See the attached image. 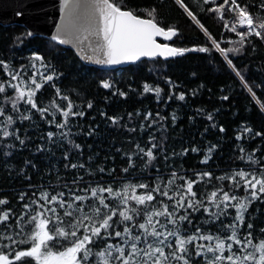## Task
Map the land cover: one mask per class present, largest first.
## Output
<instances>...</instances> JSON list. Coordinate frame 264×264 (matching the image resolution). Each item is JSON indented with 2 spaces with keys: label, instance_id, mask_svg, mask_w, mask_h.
<instances>
[{
  "label": "snow or ice",
  "instance_id": "obj_1",
  "mask_svg": "<svg viewBox=\"0 0 264 264\" xmlns=\"http://www.w3.org/2000/svg\"><path fill=\"white\" fill-rule=\"evenodd\" d=\"M175 2L196 20L184 0ZM202 3L208 13L216 14L223 21L224 31L235 33L237 39L232 40L229 35L230 46L222 47L220 39L208 34L210 45H194L193 49L218 52L243 82V87L255 96L253 87L245 80L229 54L234 57L236 53L245 50V45L254 49L257 39L264 41V15L254 16L249 11V6L238 0H202ZM126 5L127 0H59L60 19L55 21V32L51 39L59 40L60 43L72 41L83 53L82 60H92L95 57L96 63L105 65L137 61L139 57H176L190 51L189 48L173 46L170 42H157L156 37L175 36L178 28L160 26L155 18V9H145V18ZM24 6L15 10L14 15H23ZM35 11L44 12V9ZM261 11L264 12V3L261 4ZM229 13L231 18L225 19ZM196 22L199 24V20ZM205 32L207 33V29ZM32 35V31L21 33V37ZM92 37L96 38L94 42H91ZM84 40L90 41L88 52L79 43ZM37 63L39 68L44 69L43 72L38 70ZM0 66L9 77L0 82V94H4V103H0V116L3 117L0 137H14L19 141V146H23L25 139L8 130V126L13 125L14 118L29 120L38 114L41 120H45L51 115L53 119L46 122L55 124L56 129L67 128L69 131L59 132V136L70 144L74 143L69 138L71 128L68 118L84 116L85 112L79 110L80 106L56 86L54 81L63 73H58L37 51H32L27 63L18 68H12L6 59H0ZM29 68L31 75H26ZM165 79L170 88L174 87L169 78ZM48 84L55 89V98L49 100L47 106H40L43 101L37 99V94ZM100 84L106 89L110 88L107 80H101ZM255 87L261 88L262 85L257 84ZM143 88L145 91H155L159 98V87L153 89L148 83H144ZM8 90H13L11 95L7 94ZM117 94L126 95L123 91H118ZM192 94L195 95L196 92L193 90ZM228 98L227 95L219 97L224 101ZM177 99L184 100L185 93L179 92ZM8 104L11 105L12 112H18L19 116L9 114ZM91 107L93 103L89 100L87 108ZM196 111L202 114L204 110L198 108ZM56 113L63 117L59 123L55 120ZM100 115L105 116V113L100 112ZM131 116L132 113H129L130 118ZM149 116L148 112L144 113L145 120ZM106 119L116 124L119 117L111 116ZM207 119L213 127L216 126L211 112ZM141 127H144L143 122ZM220 131H224L223 126H220ZM86 134H94L91 126ZM46 135L49 141H53L58 133L48 131ZM242 135L249 139L253 135L264 137V131L254 132L242 122L241 131L236 133L237 140ZM149 140L154 141L155 137L150 136ZM74 146L77 149L81 147L79 144ZM216 147L217 145L212 144L205 149L206 154L201 163L209 160ZM155 148L157 145L153 143L145 153L143 148L137 146V150L147 155L149 160L153 158ZM191 150L199 151L195 146ZM239 151L241 155L237 158L248 162V170L234 169L219 176H214L211 170L196 171L195 179H192L191 170L183 176H178L173 171L166 181L158 175L150 183H123L119 186L113 183L107 187L100 183H89L81 188L83 177L78 175L70 183L63 185V190L60 191H37L29 184L17 197L23 204V211L19 216L7 207V198H0V205L5 206L0 211V228L4 229L0 231V264H264V238L259 239L258 243L253 242L257 236L254 234L251 217L246 215L252 203H264V158L258 161L253 155L255 148L247 152L244 147H240ZM64 158H69L68 152L64 153ZM30 163L25 161L26 165ZM129 163H132L131 154ZM31 166L36 167L35 164ZM67 166L74 169L84 167L82 164ZM99 170L104 171L103 168ZM21 171L25 169L21 168ZM122 171L127 172L128 169ZM201 183L207 187L194 190L193 186L196 185L199 189ZM137 189L142 191L138 193ZM241 189L244 195L238 194ZM29 191L32 193L31 197H27ZM26 197L28 202L25 203ZM231 209L235 210L234 215ZM201 211L208 214V219L202 218L194 222L192 214H199ZM220 217L227 218L230 222L223 223L219 220ZM211 221L217 223L214 231L210 227ZM243 223L248 225L246 231L241 227ZM259 236L264 237V229L259 231ZM49 242H52L53 247L48 246Z\"/></svg>",
  "mask_w": 264,
  "mask_h": 264
},
{
  "label": "trees",
  "instance_id": "obj_2",
  "mask_svg": "<svg viewBox=\"0 0 264 264\" xmlns=\"http://www.w3.org/2000/svg\"><path fill=\"white\" fill-rule=\"evenodd\" d=\"M238 2L249 6V11L256 17L264 15L261 11L264 0ZM184 3L196 20H199V24L175 0H127V8L137 10V14L145 18V9H155V18L160 26L178 28L177 34L166 42L176 47L189 48L190 51L176 57L143 58L115 69L102 70L85 65L73 50L62 46L58 40L37 35L21 37V33L28 32L24 26L0 24V59L9 61L12 68H18L27 63L32 51H37L58 73H63L54 81L56 86L80 106L79 110L85 112L84 116L68 118L71 128L69 138L74 142L71 144L59 136V132H68L67 128L56 129L55 124L46 122L53 119L51 115L45 120H41L38 114L29 120L14 118L13 125H9L8 130L25 139L23 146H19V141L14 137H0V198H7V207L13 209L16 216L23 211V204L17 197L29 184L37 191H60L63 190V185L70 183L78 175L83 177L81 188L89 183H100L105 187L113 183L118 186L123 183H150L158 175L166 181L173 171L178 176H183L191 170L192 179H195L196 171L211 170L214 176H219L234 169L248 170V162L237 158L241 155L240 147H244L247 152L255 148L253 155L258 161L264 158V137L253 135L249 139L242 135L240 140L236 138V133L241 131L242 122L254 132L264 131V41L257 39L254 49L245 45V50L236 53L234 57L229 54L245 80L253 87V96L252 92L243 87V82L218 52L193 49L194 45L209 46L208 34L220 39L222 47H229V35L232 40H236V34L226 33L223 21L216 14L208 13L202 0H184ZM230 18V13L225 16V19ZM200 25L204 27L201 28ZM37 68L44 71L39 68V63ZM26 75H31L30 68ZM166 77L173 82L174 87H169ZM8 79L0 66V82ZM101 80H107L110 88H104L100 84ZM144 83H148L153 89L159 87V98L155 91H145ZM257 84L262 87L256 88ZM193 90L195 95L192 94ZM12 91L8 90L7 94L11 95ZM118 91H123L126 95L120 96ZM179 92L185 93L184 100L177 99ZM3 95L0 94V103H4ZM224 95L229 97L228 100L219 99ZM53 98L55 89L50 84L37 94V99L43 101L40 106H47V102ZM89 100L93 103L91 108H87ZM7 107L9 114L19 116L18 112H12L10 104ZM198 108L204 110L202 114L197 113ZM100 112H104L105 116H101ZM145 112L150 114L147 120ZM210 112L216 122L215 127L207 119ZM129 113H132L131 118ZM111 116L119 117L116 124L106 119ZM61 119L63 117L56 113V122L59 123ZM2 122L3 117L0 116V123ZM141 122L144 127H141ZM90 126L94 134L87 135ZM220 126H223V132L220 131ZM48 131L58 133L53 141H49L46 135ZM150 136L155 137V140L150 141ZM41 137L44 139L41 140ZM153 143L157 148L153 150V158L149 160L147 155L137 150V146L146 153ZM75 144L81 147L77 149ZM212 144L217 147L212 150L209 160L201 163L206 154L205 149ZM41 145L42 147H38ZM193 146L199 151L193 152ZM65 152L69 153L67 160L64 158ZM26 160L31 163L26 165ZM31 164L36 167L33 168ZM73 164H82L84 167H66ZM21 168L25 171L22 172ZM100 168L104 171L100 172ZM125 168L128 169L127 172L122 171ZM177 183L180 181L177 180ZM193 187L194 190H200L207 186L201 183L199 189L196 185ZM141 191L137 189L138 193ZM238 194L244 195L243 190H239ZM31 195L29 191L27 197ZM27 197L25 203L28 202ZM4 207L0 205V211ZM230 211L232 215L235 214L234 209ZM246 215L251 217L254 234L257 236L253 242L258 243L259 239L264 238L259 236V231L264 229V203H252ZM202 218L208 219V214L202 211L192 214L194 222ZM219 220L223 223L230 222L224 217ZM210 227L214 231L216 221H211ZM241 227L246 231L248 225L243 223ZM3 230L0 228V231ZM48 246L53 247L52 242Z\"/></svg>",
  "mask_w": 264,
  "mask_h": 264
},
{
  "label": "water",
  "instance_id": "obj_3",
  "mask_svg": "<svg viewBox=\"0 0 264 264\" xmlns=\"http://www.w3.org/2000/svg\"><path fill=\"white\" fill-rule=\"evenodd\" d=\"M21 5L24 12L21 16H15V10H18ZM43 8L44 12H37L36 9ZM59 0H0V24L12 25L18 24L24 26L28 31H32L33 35L44 36L51 39L53 32H55V21H59ZM174 37V36H173ZM173 37H156L157 42L164 43L171 40ZM95 37L91 38V42L95 41ZM161 40L162 42H160ZM59 41V40H58ZM89 40L80 41L79 43L84 47L85 52H88ZM60 43V41H59ZM62 46L69 48L75 52L77 57L85 64L95 66L99 69H115L118 66H124L129 63L137 62L143 58L151 59L155 57H139L137 61L122 62L117 65H105L96 63V58L92 60H82L81 53L78 47L74 46V42L60 43ZM159 57V56H158ZM165 58V57H161ZM168 58V57H167Z\"/></svg>",
  "mask_w": 264,
  "mask_h": 264
}]
</instances>
